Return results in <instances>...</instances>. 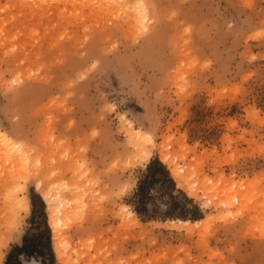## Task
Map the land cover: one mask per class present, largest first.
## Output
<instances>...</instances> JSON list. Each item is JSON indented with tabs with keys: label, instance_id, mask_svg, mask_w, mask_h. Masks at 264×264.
<instances>
[{
	"label": "rangeland",
	"instance_id": "obj_1",
	"mask_svg": "<svg viewBox=\"0 0 264 264\" xmlns=\"http://www.w3.org/2000/svg\"><path fill=\"white\" fill-rule=\"evenodd\" d=\"M1 133L0 264L42 204L54 264H264V0H0ZM151 161L204 217L134 211Z\"/></svg>",
	"mask_w": 264,
	"mask_h": 264
},
{
	"label": "trees",
	"instance_id": "obj_2",
	"mask_svg": "<svg viewBox=\"0 0 264 264\" xmlns=\"http://www.w3.org/2000/svg\"><path fill=\"white\" fill-rule=\"evenodd\" d=\"M158 182L165 190V195L174 200L170 206L166 205L164 217H174L182 219L196 220L204 217L202 211L192 200L187 198L181 189L176 188V184L170 176L166 167L159 161H151L147 164L141 178L138 180L135 190V199L137 200L134 205V211L141 217L149 219L156 218L159 207L155 205L154 208L149 209L148 200L151 199V185ZM181 194L187 202L182 204L176 200V196ZM34 206V199H32ZM162 217V218H164ZM41 218L43 230L34 234H25L22 237L21 244H16L8 251L4 264H23L22 257L29 259L40 258V264H54V255L51 248L50 229L46 223V215L44 212V204L41 208ZM52 237V236H51Z\"/></svg>",
	"mask_w": 264,
	"mask_h": 264
},
{
	"label": "bare ground",
	"instance_id": "obj_3",
	"mask_svg": "<svg viewBox=\"0 0 264 264\" xmlns=\"http://www.w3.org/2000/svg\"><path fill=\"white\" fill-rule=\"evenodd\" d=\"M130 133H131V135H132V137H133V141H135L136 140V138L138 139V138H142V137H144L145 136V134L141 131V130H139V129H131L130 130ZM0 137L2 138L1 139V141L3 142V145L4 146H11L12 147V149L14 148V149H20V147L18 146L19 145V143H15V142H17V141H15L13 138H11V137H9V136H7V135H5V134H3V133H1L0 134ZM135 137V138H134ZM151 139V138H150ZM137 141V140H136ZM19 142V141H18ZM21 145V144H20ZM21 147H23V146H21ZM21 150V149H20ZM16 152H17V150H16ZM147 154L145 155V153H144V157L143 158H145V160H148L149 159V153L148 152H146ZM162 155V157H161V159L165 162V163H168V164H170V165H176V164H173V162H172V160L169 158L170 156H168V154H161ZM142 158V157H141ZM171 167L170 169H171V171H172V174H173V176L177 179V180H180L182 177H183V175H182V169L179 167ZM178 166V165H177ZM185 170V169H184ZM183 170V171H184ZM182 180V179H181ZM180 180V181H181ZM38 186L40 187V188H43V181H40V182H38ZM192 187V186H191ZM187 188V187H186ZM193 188L194 187H192V189L190 188V192L191 191H193ZM207 189V188H206ZM21 190V189H20ZM42 194H43V197L45 198V200H47V202H48V206H49V209L52 211V218H51V225H52V227H53V230H54V236H53V238H54V240H55V247H56V251H58V252H62V249L63 248H65V247H63L62 249H61V246H62V243H63V241L61 240V238H60V236H59V231H60V225L64 222V215H62L61 214V212H63V211H65V209H66V206H67V204H68V200H66V198H63L64 196H62L63 194H61V195H59L58 193H57V195H54L55 193H53V191H51V190H48V189H46V190H42ZM195 192V191H194ZM193 192V193H194ZM193 193H191V195H194ZM18 196V195H17ZM67 196V195H66ZM18 198V197H17ZM16 204L15 205H18V206H20V208L21 209H24V210H26V211H28L29 210V208H30V204H29V201H28V199L26 198V197H21V198H18L17 200H16V202H15ZM15 205H13V206H15ZM17 209H19V208H17ZM20 210V209H19ZM17 211V210H16ZM206 220H207V218L206 219H201V220H198V221H196V222H193V224L195 225V224H198V223H203V222H206ZM226 220V219H225ZM137 221V220H136ZM180 222H183V223H187V224H192V222L190 221V220H185V221H183V220H179ZM175 222V221H174ZM137 223H139L138 221H137ZM67 248V247H66ZM65 248V249H66ZM60 254V253H59ZM62 254V253H61ZM63 256V255H62ZM61 256V257H62ZM25 264H36V263H34V262H27V263H25Z\"/></svg>",
	"mask_w": 264,
	"mask_h": 264
}]
</instances>
